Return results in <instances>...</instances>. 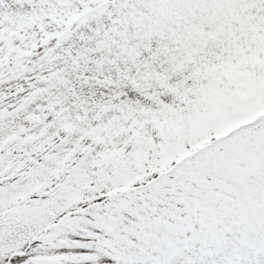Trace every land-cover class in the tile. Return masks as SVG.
<instances>
[{
  "label": "snow or ice",
  "instance_id": "snow-or-ice-1",
  "mask_svg": "<svg viewBox=\"0 0 264 264\" xmlns=\"http://www.w3.org/2000/svg\"><path fill=\"white\" fill-rule=\"evenodd\" d=\"M0 264H264V0H0Z\"/></svg>",
  "mask_w": 264,
  "mask_h": 264
}]
</instances>
